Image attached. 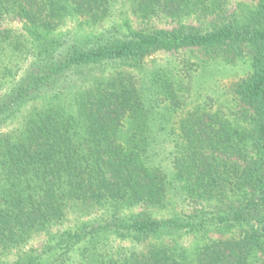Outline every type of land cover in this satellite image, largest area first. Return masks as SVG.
Instances as JSON below:
<instances>
[{
    "label": "trees",
    "instance_id": "obj_1",
    "mask_svg": "<svg viewBox=\"0 0 264 264\" xmlns=\"http://www.w3.org/2000/svg\"><path fill=\"white\" fill-rule=\"evenodd\" d=\"M0 264H264V0H0Z\"/></svg>",
    "mask_w": 264,
    "mask_h": 264
},
{
    "label": "rangeland",
    "instance_id": "obj_2",
    "mask_svg": "<svg viewBox=\"0 0 264 264\" xmlns=\"http://www.w3.org/2000/svg\"><path fill=\"white\" fill-rule=\"evenodd\" d=\"M245 3H252L254 0H239ZM232 7V6H231ZM152 26L158 28H169L171 26L167 23L152 22ZM204 58L202 52L197 50H181L175 53H158L151 57L146 62V68L148 70H153L161 66L173 65V67H178V65L184 64L186 68L190 67V64H197L200 60ZM183 65V67H184ZM183 69V68H182ZM249 72V61L248 58H243L235 66H226L220 64H212L209 66L208 71V85L212 87L214 84L223 85L229 83L232 80H236L240 77L245 76ZM207 81V80H206ZM42 238H36L31 241L33 246H39L40 240ZM180 242L184 246L193 244L192 238L184 237L180 239Z\"/></svg>",
    "mask_w": 264,
    "mask_h": 264
}]
</instances>
